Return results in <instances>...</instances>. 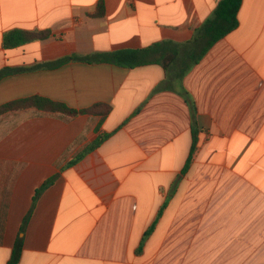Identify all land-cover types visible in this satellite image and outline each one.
<instances>
[{"label":"crops","instance_id":"crops-1","mask_svg":"<svg viewBox=\"0 0 264 264\" xmlns=\"http://www.w3.org/2000/svg\"><path fill=\"white\" fill-rule=\"evenodd\" d=\"M219 1L0 0V106L111 107L0 115V264L18 240L17 264H264V0H242L236 28L178 80L158 64L48 66L184 44ZM14 29L51 35L2 48Z\"/></svg>","mask_w":264,"mask_h":264},{"label":"trees","instance_id":"trees-1","mask_svg":"<svg viewBox=\"0 0 264 264\" xmlns=\"http://www.w3.org/2000/svg\"><path fill=\"white\" fill-rule=\"evenodd\" d=\"M242 0H220L213 12L211 18L205 20L198 28L194 30L192 38L184 43L177 44L172 41H161L151 46L140 49H119L111 52L94 53L87 56L71 55L60 59L49 67H57L69 61H82L86 63H108L124 68H135L139 66L158 64L162 66L167 73L169 79L178 80L183 77L202 56L211 48V46L223 38L227 33L234 30L238 24L237 13L240 8ZM102 15V3L99 2L97 10L93 14L94 17ZM51 32L49 30L30 31L14 29L5 32L1 39V46L4 49H13L22 46L26 43L34 41H42L49 38ZM192 44L185 59L180 57L181 47L183 45ZM180 64L179 72H173V68ZM36 109L50 114H60L63 116H77L80 114L106 116L111 107L105 104H95L89 108L82 110L71 109L63 103L52 101L41 96H30L27 98L15 100L0 106V115L8 111L21 109ZM108 135H99L96 139L87 144L80 152H78L69 162L71 166L88 153L94 151ZM53 178L46 180L36 191L33 201L36 200L38 194L51 183ZM151 226L144 235L145 238L152 231ZM20 240L17 241L11 260L8 264H17L19 258Z\"/></svg>","mask_w":264,"mask_h":264}]
</instances>
